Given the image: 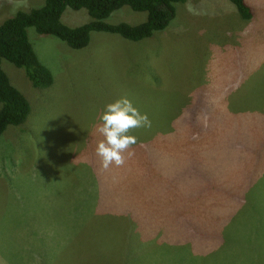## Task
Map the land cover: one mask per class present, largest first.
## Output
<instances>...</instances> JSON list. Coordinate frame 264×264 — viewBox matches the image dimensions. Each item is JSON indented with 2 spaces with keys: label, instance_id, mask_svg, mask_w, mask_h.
Returning <instances> with one entry per match:
<instances>
[{
  "label": "rangeland",
  "instance_id": "1",
  "mask_svg": "<svg viewBox=\"0 0 264 264\" xmlns=\"http://www.w3.org/2000/svg\"><path fill=\"white\" fill-rule=\"evenodd\" d=\"M44 1L0 0V24ZM245 1L249 20L229 0H185L149 38L92 31L82 49L27 28L53 83L36 88L24 69L1 60L31 111L0 135V264H264V0ZM146 17L125 5L105 22L138 24ZM91 20L85 9L67 7L61 16L70 27ZM123 95L147 113L151 127L132 129L134 155L103 170L95 151L99 116ZM211 113L237 126L238 143L248 138L242 151L201 133L178 141L160 129L171 133L184 115L194 126ZM204 150L213 171L218 159L234 176L223 178V193L205 205L209 176L173 165L193 168ZM94 170L104 177L94 179ZM101 179L93 197L90 185ZM129 187L136 200L152 201L153 215H94L105 188L124 195ZM158 219L160 228L148 231Z\"/></svg>",
  "mask_w": 264,
  "mask_h": 264
},
{
  "label": "trees",
  "instance_id": "2",
  "mask_svg": "<svg viewBox=\"0 0 264 264\" xmlns=\"http://www.w3.org/2000/svg\"><path fill=\"white\" fill-rule=\"evenodd\" d=\"M183 1L185 0H45L44 4L39 8L28 12L17 11L13 16L6 18L0 24V135L9 125L18 126L23 124L31 111L29 101L11 84L7 74L2 69V59L7 60L18 68L24 69L31 84L36 88L50 87L53 83L51 71L39 60L35 53L27 36V28L33 27L39 34L54 35L73 49L86 47L89 44L90 33L92 31L116 33L125 39L140 41L149 38L154 32L163 31L175 17L176 8L174 4ZM229 1L233 4L242 20L251 19L250 7L245 0ZM125 5L135 11H147V20L139 25H129L124 22L118 24L105 22V19L112 12ZM67 7L73 10L85 9L92 20L75 27L64 24L61 21V16ZM191 115L193 114L191 113ZM186 119L184 115L176 123L183 126ZM160 129L167 132L164 127ZM176 129L177 125L175 124L171 133H174ZM196 134V129H190L188 133L186 131L181 133L178 141L187 139L190 136L195 137ZM203 136L210 138L206 133ZM203 153L202 157L196 155V158H193L195 161L193 168L189 165L181 167L176 160L173 165L191 173L193 170L199 171V168L203 170V174L209 176L208 178L211 180L212 186L209 188L206 183L203 185L202 190L206 194L201 195V201L211 203L213 196L223 193L225 180L234 181V176L231 170H226L227 167L222 165V161L218 159H215L218 168L213 171L208 162L211 160V158L207 157L208 152L204 150ZM260 157L262 156L260 155ZM239 174L240 176L244 174L243 169L239 170ZM101 175L102 173L98 172V170L93 171V176L100 177ZM258 175L254 177H258ZM223 178L226 179L223 180ZM260 179L264 180V176ZM93 188L95 195V187ZM240 189L237 190L239 198L242 197L241 193H243ZM126 191L132 196V198L128 199L129 204L132 205V210L135 207L134 210L144 211L139 201L133 196L132 189L129 187ZM99 202V208L103 210L101 213L103 216L107 214H120L119 210L115 208V205H118V203L113 199H108L107 202L100 199ZM150 203L148 202V209L144 213L149 212L151 216L153 215V209L149 208Z\"/></svg>",
  "mask_w": 264,
  "mask_h": 264
},
{
  "label": "clouds",
  "instance_id": "3",
  "mask_svg": "<svg viewBox=\"0 0 264 264\" xmlns=\"http://www.w3.org/2000/svg\"><path fill=\"white\" fill-rule=\"evenodd\" d=\"M145 12L148 16V12ZM174 16H176V12ZM139 24L140 23L129 25ZM99 120L100 123L97 125L96 131L102 138L97 142L95 151L96 155L100 158V163L103 170H108L113 165H115L116 167H121L125 164L128 158L134 155L132 146L137 143V137L132 134V129L151 127V120L149 119L147 113H141L139 109L134 106L132 100L127 95H123L113 102L107 103L104 107V110L99 116ZM236 128L237 126L232 125L229 121L215 113L205 115L200 119L197 125L192 127V129H196L197 132H206L208 133V135L216 137L217 142L219 141L220 143L226 144L231 151H242L243 145L248 142V138L245 137L241 143H238ZM242 133L244 134L245 131L242 130ZM168 134L170 133L167 131V134H165V136H167ZM158 138H161V136H159ZM92 177L94 179L98 178L95 176ZM97 184L99 185L98 182ZM91 186L95 187L96 185L92 183ZM95 189L100 188L99 186H97L95 187ZM95 195L93 197H95ZM103 196L104 198L100 197L99 200L103 199V201H105V199L114 198V200L118 203H124L125 201L122 194H119L112 189L106 190ZM98 203L100 205L99 201ZM92 209L94 211V207H92ZM96 210H98L97 207H95V211ZM100 211L101 212L96 211L94 215L103 216V214H101L103 210L100 209ZM121 214L124 215L125 212ZM201 229L202 228H200V230ZM88 231L92 233H115L114 230L95 232L92 230Z\"/></svg>",
  "mask_w": 264,
  "mask_h": 264
},
{
  "label": "crops",
  "instance_id": "4",
  "mask_svg": "<svg viewBox=\"0 0 264 264\" xmlns=\"http://www.w3.org/2000/svg\"><path fill=\"white\" fill-rule=\"evenodd\" d=\"M176 125H177V129H176V131L174 132V133H170V134H168L167 135V138L168 137H170V136H173V135H177L178 137L181 135V130L183 129V128H186L187 129V133H188V130H190V129H192V127L193 126H191V125H189L188 124V122H187V119H186V121L183 123V126H181L179 123H176ZM195 126V125H194ZM198 133H201V135H203L204 133H206V132H197V134ZM206 134H208V133H206ZM208 136H210V135H208ZM210 137H213V136H210ZM216 138V137H215ZM189 139L193 142L194 141V139H195V137L194 136H190L189 137ZM216 140H217V138H216ZM218 143H220L219 141H218ZM221 145H224V146H226V147H228L226 144H223V143H220ZM102 177H104V173H102V175H101ZM103 179V178H102ZM102 179H101V181L99 182V188L100 189H102L103 187H102ZM91 186V185H90ZM108 189H110V188H105V191L106 190H108ZM239 190V189H238ZM105 194V193H104ZM103 194V195H104ZM123 197H124V199H125V201H124V203H122V202H117V201H115L114 200V198H108V199H113L115 202H117L118 203V205H115V208L116 209H118L119 210V212H120V214L121 213H124V212H126V211H128V212H130V214L132 215V216H134V217H137V216H139V215H141V214H145L144 213V211L145 210H147L148 209V202H152V201H142V200H138L139 201V204H140V206L143 208V210L144 211H137V210H133L132 212H131V210H132V205H130L129 203L126 205L125 204V202L129 199V198H132V196L127 192V191H125V194L124 195H122ZM104 198V197H103ZM108 199H105V201L104 202H107V200ZM202 202V204H204L205 205V202H203V201H201ZM212 203V202H211ZM153 209V213H154V208H152ZM161 221L158 219V220H155L154 221V223H155V225L152 227V228H150V229H148V231H154V232H156L159 228H160V225H158L159 223H160ZM74 225L75 226H77V223L75 222L74 223ZM62 228V229H61ZM60 230H64V228L61 226L60 227ZM197 230H200V228H197Z\"/></svg>",
  "mask_w": 264,
  "mask_h": 264
}]
</instances>
